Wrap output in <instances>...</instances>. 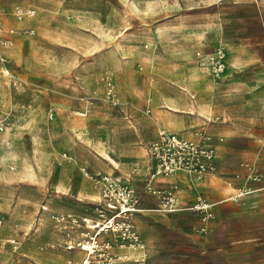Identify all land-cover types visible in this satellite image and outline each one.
<instances>
[{
    "label": "rangeland",
    "instance_id": "1",
    "mask_svg": "<svg viewBox=\"0 0 264 264\" xmlns=\"http://www.w3.org/2000/svg\"><path fill=\"white\" fill-rule=\"evenodd\" d=\"M235 1L0 0V34L12 41L0 43V125L4 126L0 130V264H42L48 252L69 264L60 244L61 232L51 219L52 212L62 211H44L41 206L51 198L50 183L61 172L78 180L80 166L99 168L91 161L98 157L86 142L111 126L123 135V106L135 103L144 108L149 99L153 105L162 103L163 96L184 91L192 74L198 86L211 85L209 99L222 110L224 104H239L235 92L224 88L236 75H249L248 70L234 72L227 61L223 76L215 79L198 51L193 61L173 58L168 51L171 40L162 35L157 46L154 37L155 30L160 35L161 25H166L173 29L167 37L174 41L190 33L217 38L206 51H213L219 42L228 50L238 16L251 13L250 8L236 9ZM29 9L34 14L27 19ZM142 53L149 61L139 57ZM165 62L175 69L165 68ZM108 79L115 84L118 106L106 98ZM243 79L242 95L264 94V83ZM214 118L217 123L219 118ZM65 151L74 155V162L63 159ZM251 194L228 199L236 207L224 216L217 210L221 203L215 205L207 224L191 210L148 212L143 225L137 221L147 260L264 264V210L250 199ZM15 231L19 232L16 241L11 236Z\"/></svg>",
    "mask_w": 264,
    "mask_h": 264
},
{
    "label": "crops",
    "instance_id": "2",
    "mask_svg": "<svg viewBox=\"0 0 264 264\" xmlns=\"http://www.w3.org/2000/svg\"><path fill=\"white\" fill-rule=\"evenodd\" d=\"M263 3L264 0L263 2L261 0L235 1L236 9L242 7V9L248 10L250 8L251 13L250 15L240 13L237 30L234 32L233 42H229V49L227 50L223 44L227 51L228 66L235 68L234 72H241V69L250 72L247 76L236 75L235 79L224 88L237 95L239 104L236 107L224 104L222 110L219 104L209 99L211 85L203 83L198 86V82L194 83L193 79L196 75L193 74L191 75L192 79L187 82V87L183 89L184 91H181L180 94L176 93L175 96H163L162 103L160 101L153 105L149 99L144 108L137 107L135 103L132 104L136 107L123 106L120 111L126 122L122 128L123 135L120 133L117 135L115 127L111 126L101 136L92 138L88 142L85 141L87 147L96 153L98 158L91 161L99 168L89 169L80 166L81 172L78 180L71 173L68 175L66 172H61L50 183L51 198L42 205H46L51 211H80L90 200L96 199L98 192L91 180L84 176L82 172L84 167L91 171L101 170L117 176H126L136 169L138 173L133 175V182L142 192L148 165L144 146L157 138L159 130L165 129L186 139H194L199 132L204 131L211 134L216 141L218 154V171L216 173H210L203 179L197 180L186 172H178L173 178V181L179 185L182 203L191 204L198 194H202L208 200L215 202V205L221 203L217 210L221 216H224L228 210L236 207L232 202H229V196L235 194L239 188L248 186L252 190L250 199H255L260 208L264 210V179L261 182H249L247 185L248 183L243 178L235 177L238 172L244 174V170L241 168L243 162L254 164L258 170L264 173V123L261 120L264 116V94L259 92L246 96L240 93L245 90L243 82L246 80L243 79L244 77L247 81L264 83ZM161 26L162 33L160 35L156 30L154 32L155 43L157 46L160 45L162 41L160 39H163L162 35L165 40L170 39L168 51L171 52L173 58L187 62L193 61L195 51L199 52L202 49L204 54L198 58L204 59L205 53L209 52L206 50L215 46L214 42L217 38H206L207 36L191 35L190 33H187L185 39L174 41L173 37H167V34H174L173 29L168 30L166 25ZM218 44H222V42ZM139 57L149 61L146 53H142ZM171 62H165V68L173 70L175 66ZM154 77L155 75H152L153 80ZM191 91H195L196 96ZM214 115L219 118L217 123ZM232 115L234 119L230 118ZM75 136L77 137V134ZM219 138L223 140L219 141ZM103 151L108 152L107 154H110V157L116 162L104 159ZM223 155L227 158H224ZM63 157L69 163L75 161L74 155L68 151L63 153ZM41 181L45 182L46 179L43 178ZM155 206V199L143 194L141 201L143 210L136 214V223L139 220L143 225L142 220L147 218L144 215L157 211L154 209ZM227 219L224 217V222ZM11 236H15L12 238L16 241L19 232H12ZM66 252L69 259L77 260L81 255L79 251ZM125 252L133 254V250ZM41 261L42 264L67 263L65 260L60 263L58 257H53L49 252L44 255Z\"/></svg>",
    "mask_w": 264,
    "mask_h": 264
},
{
    "label": "built area",
    "instance_id": "3",
    "mask_svg": "<svg viewBox=\"0 0 264 264\" xmlns=\"http://www.w3.org/2000/svg\"><path fill=\"white\" fill-rule=\"evenodd\" d=\"M20 18L25 14L21 9ZM0 8V32L3 21ZM12 42L3 40L0 43ZM197 52V56H202ZM227 53L220 44L213 51L205 53V64L212 76H223ZM106 98L114 106L120 104L115 84L111 79L106 82ZM54 112H51L53 116ZM264 123V116L261 118ZM3 124L0 130H3ZM219 138V141H222ZM148 158L147 174L143 180L142 192L134 184L135 169L126 176H117L101 170L91 171L82 168L84 176L91 180L98 192L96 199L90 200L80 211L52 212L51 219L61 232L60 244L65 251H79L77 260L70 258L69 264H151L147 260L146 246L137 229L136 214L143 210V194L155 199L154 209L165 214L184 210L200 213L202 221L207 224L213 217L215 202L198 194L191 204H184L180 198V188L173 178L178 172H186L192 178L203 179L210 173L218 171V154L215 138L200 132L194 139H186L177 133L161 129L155 140L145 144ZM244 170L235 174L246 182H261L264 173L249 162L241 163ZM250 187L239 188L229 199L251 192ZM42 209L48 210L46 205ZM2 219L0 218V225ZM17 248V246H15ZM122 250V251H120ZM123 250H133V254Z\"/></svg>",
    "mask_w": 264,
    "mask_h": 264
},
{
    "label": "bare ground",
    "instance_id": "4",
    "mask_svg": "<svg viewBox=\"0 0 264 264\" xmlns=\"http://www.w3.org/2000/svg\"><path fill=\"white\" fill-rule=\"evenodd\" d=\"M28 12H30V17H28L27 19H29V18H32V16L31 15H33L34 14V11L32 10V9H29V10H27ZM77 113H80V112H77ZM108 153V152H107ZM105 151H103V154H104V158L105 159H109V161H112L113 163H115L116 161H114L113 160V158H111L110 157V154H107ZM116 166V165H115Z\"/></svg>",
    "mask_w": 264,
    "mask_h": 264
}]
</instances>
